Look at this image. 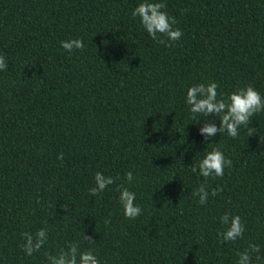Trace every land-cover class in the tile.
Masks as SVG:
<instances>
[{
    "label": "trees",
    "instance_id": "16d2710c",
    "mask_svg": "<svg viewBox=\"0 0 264 264\" xmlns=\"http://www.w3.org/2000/svg\"><path fill=\"white\" fill-rule=\"evenodd\" d=\"M141 2L0 0V264H47L69 242L100 264H236L254 243L264 264V112L251 137L241 126L205 140L204 120L219 117L193 120L186 104L188 87L212 81L225 98L249 84L264 96V0H163L183 32L170 48L132 16ZM71 39L83 50L63 49ZM216 145L232 167L208 178L223 191L200 205L191 166ZM97 171L115 183L92 196ZM120 184L143 209L135 219ZM226 212L246 230L221 243ZM45 227L26 255L23 233Z\"/></svg>",
    "mask_w": 264,
    "mask_h": 264
},
{
    "label": "clouds",
    "instance_id": "9594fccd",
    "mask_svg": "<svg viewBox=\"0 0 264 264\" xmlns=\"http://www.w3.org/2000/svg\"><path fill=\"white\" fill-rule=\"evenodd\" d=\"M167 4L163 0H142L141 3L132 12L133 17H139L143 28L149 36L160 44H165L166 47H172L173 43L180 40L183 35L181 29L174 27L178 23L174 16H169L165 9ZM159 34V35H158ZM164 36L167 39H161ZM61 46L68 52L75 49L83 50L84 43L82 39H71L61 41ZM0 70H7L6 59L0 55ZM218 83L212 81L207 84H193L187 89L186 104L189 106V111L192 114L191 119L195 120L198 115L204 117L214 116L219 117L220 126L215 123H209L204 120L203 127L200 128V134L208 140L216 136L217 133H226L232 138L240 135V128L243 126L247 129V134L251 137L255 132V128L249 127L251 118L258 113L264 112V96L251 84L245 87H237L236 90L230 93L226 98L222 93L218 92ZM64 154L61 153L58 159L63 161ZM232 167V160L226 158L224 152L219 145L206 152L202 159L195 162L191 166L193 173L199 172V175L205 178V182L196 188L192 195L198 197L200 205H206L209 196H217L223 188L219 185L208 191V178H222L225 168ZM134 176L132 171L126 173V180L129 184L133 181ZM95 185L88 191L92 196H97L103 192L109 185L115 183V178L105 176L102 172L97 171L94 176ZM120 192L119 201L124 210V215L127 219H135L143 212L141 206L135 203L136 194L123 184L118 186ZM67 211L68 206H63ZM223 230H218V238L221 243L226 241L234 242L243 237L245 232V224L242 222L239 215H232L230 212L224 213L220 217ZM110 220H105V224H110ZM25 243L22 245L24 252L28 256L39 252L48 241V229L41 228L34 234L30 232L23 233ZM84 239L89 244H95L94 238L85 235ZM261 251L260 246L254 243H249L248 248L239 252L236 264H252L253 254ZM47 264H100L97 255L93 249L89 248L86 251H81L77 242H69L65 248H61L57 254H46ZM256 259L261 257L256 255Z\"/></svg>",
    "mask_w": 264,
    "mask_h": 264
}]
</instances>
